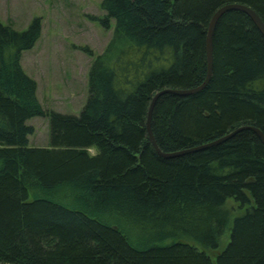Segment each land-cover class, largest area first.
<instances>
[{"label":"trees","instance_id":"16d2710c","mask_svg":"<svg viewBox=\"0 0 264 264\" xmlns=\"http://www.w3.org/2000/svg\"><path fill=\"white\" fill-rule=\"evenodd\" d=\"M100 3V23L113 29L89 67L78 114L41 110L36 84L22 71L38 20L24 30L0 21V263L264 264L259 137L245 129L165 158L145 129L156 92L204 80L213 13L240 3L264 23V0ZM37 115L48 119L46 146L29 145L27 120ZM241 125L264 134V37L245 12L229 10L215 27L210 81L187 96L160 95L151 128L170 152ZM228 199L244 209L231 223ZM228 227V242L212 260L205 249L218 248Z\"/></svg>","mask_w":264,"mask_h":264},{"label":"rangeland","instance_id":"374dc122","mask_svg":"<svg viewBox=\"0 0 264 264\" xmlns=\"http://www.w3.org/2000/svg\"><path fill=\"white\" fill-rule=\"evenodd\" d=\"M100 2L0 0V21L3 24L24 30L32 20L39 22V37L33 47L21 53L20 66L36 84L35 95L41 110L78 114L85 103L89 67L96 55L104 51L113 29L100 23L105 14ZM27 124L33 129L28 135L29 145L46 146L49 141L48 119L37 115L29 118ZM90 151L92 154L96 152L95 148ZM227 205L231 211V223L244 209L233 199H228ZM228 239L229 227L221 236L218 248L205 249L212 260Z\"/></svg>","mask_w":264,"mask_h":264},{"label":"water","instance_id":"95a60500","mask_svg":"<svg viewBox=\"0 0 264 264\" xmlns=\"http://www.w3.org/2000/svg\"><path fill=\"white\" fill-rule=\"evenodd\" d=\"M229 10H240L242 12H245L251 18V20L253 21L256 28L260 31V33L264 37V23H263V21L257 15V13L253 9L248 7L247 5L240 4V3H227V4L219 7L213 13V15L211 16L210 21L208 23L207 30H206V37H205L206 74H205V77H204V80L202 81V83L199 84L198 86H195L192 88H187V89H170V88L161 89L153 95V97L151 98V101L149 103V106L147 109V114H146V120H145V129H146L148 140L150 141L151 145L153 146L155 151L162 157L171 158V157H176V156H180L183 154H187V153H191V152H195L198 150L209 148L211 146L217 145V144L229 139L230 137L235 135L237 132H239L241 130H245V129H249V130L253 131L259 137L261 142L264 144V134L259 128L252 126V125H241L235 129H233L232 131H230V132H228V133H226V134H224V135H222V136H220V137H218L212 141L202 143V144H199L196 146L188 147L185 149L165 152V151H162L158 147L156 140H155V137H154L153 132H152V128H151L152 111H153L155 102L160 95H162L164 93H172V94H176L179 96H187V95L199 92L210 81L211 76H212V71H213V36H214L215 27H216V24H217L219 18L225 12H227ZM0 264H10V263H2L1 262Z\"/></svg>","mask_w":264,"mask_h":264}]
</instances>
